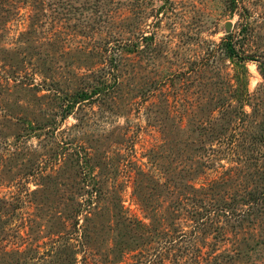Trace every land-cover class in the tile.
Segmentation results:
<instances>
[{
	"label": "rangeland",
	"instance_id": "374dc122",
	"mask_svg": "<svg viewBox=\"0 0 264 264\" xmlns=\"http://www.w3.org/2000/svg\"><path fill=\"white\" fill-rule=\"evenodd\" d=\"M0 264H264V0H0Z\"/></svg>",
	"mask_w": 264,
	"mask_h": 264
},
{
	"label": "trees",
	"instance_id": "16d2710c",
	"mask_svg": "<svg viewBox=\"0 0 264 264\" xmlns=\"http://www.w3.org/2000/svg\"><path fill=\"white\" fill-rule=\"evenodd\" d=\"M234 1L235 0H232V2ZM222 46L229 57L238 58L239 61L244 62L247 59L254 58L252 54L244 52L243 50H240L236 47L231 33L226 34V36L223 38Z\"/></svg>",
	"mask_w": 264,
	"mask_h": 264
}]
</instances>
